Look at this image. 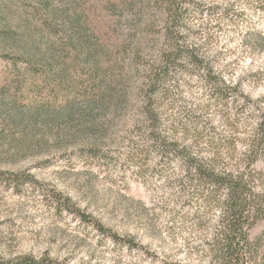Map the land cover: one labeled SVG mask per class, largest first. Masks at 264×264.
Wrapping results in <instances>:
<instances>
[{"label": "rangeland", "instance_id": "374dc122", "mask_svg": "<svg viewBox=\"0 0 264 264\" xmlns=\"http://www.w3.org/2000/svg\"><path fill=\"white\" fill-rule=\"evenodd\" d=\"M49 1L60 13L90 14L97 31L112 32L107 25L116 16L107 7L116 0H77V6L74 0ZM45 3L1 0L0 21L24 44L50 37L37 14ZM251 3L185 0V40L198 48L201 64L184 58L159 88L152 106L162 118L156 131L144 111V78L147 61L165 42L161 35L132 48L122 45L127 27L113 32L118 46L110 45L107 34L99 37L110 49L102 67L110 70L106 83L116 88V96L80 126L46 125L28 89L31 77L16 78L14 68L0 60V170L26 171L38 183L23 184L16 192L0 182V258L29 255L45 264H208L203 246L215 213L206 214L213 221L201 218L206 225H198L196 216H206L204 208L189 200L191 192L181 191L187 165L173 141L220 168L249 164L264 192V146L247 153L264 108V9ZM158 136L168 142L160 144ZM90 145L94 154L84 149ZM57 191L138 246L116 242L58 206ZM250 233L264 247V219Z\"/></svg>", "mask_w": 264, "mask_h": 264}, {"label": "trees", "instance_id": "16d2710c", "mask_svg": "<svg viewBox=\"0 0 264 264\" xmlns=\"http://www.w3.org/2000/svg\"><path fill=\"white\" fill-rule=\"evenodd\" d=\"M74 2L77 6V0ZM251 2L252 6L264 9V0ZM49 3L47 0V4L41 5L37 14L50 37H33L24 44L19 34L4 26L3 20L0 21V60L14 68L16 78L19 79L21 74L31 77L28 89L37 98L36 106L41 107L37 112L44 114L46 125L51 128L72 127L75 122L76 126L83 125L106 108L108 99L115 98L116 88L106 83L110 70L102 67V59L108 56L110 49L100 43V36L107 34L110 45L118 46L113 43V32L120 34L119 29L127 27L128 34L122 42L125 48H132L135 43L140 46L142 41L147 42L157 34L165 41L156 57L147 61L144 78L147 86L144 111L154 125L153 130H158L162 118L152 110L157 91L182 65L184 58L201 62L198 48L185 40V0H116L107 7L116 16L114 24L107 25L112 32L106 29L97 31L94 23L90 22V14L85 17L78 12L60 13L51 9ZM260 111L256 131L247 143V153L255 154L264 146V108ZM155 138L161 141L160 144L168 142L165 137ZM173 145L179 148L177 156L182 157L187 165L181 191L185 195L191 192L189 200L197 208H204L205 215L215 213L214 221L209 215L196 216L200 226L206 225L201 218L213 221L208 223L211 235L205 238L203 246L208 264H264V247H260L250 233L257 222L264 219V192L258 189L254 170L249 164L238 169L220 168L214 161L201 158L184 145L174 141ZM84 149L90 154L95 152L92 145ZM258 156H252L251 162ZM0 182L16 192L23 184H38L31 173L13 170H0ZM54 193L58 206L62 204L66 210L94 224L102 234L116 242L138 246L131 237L124 239L99 220L90 219L69 197L63 198L62 192ZM0 264L45 262L40 263L35 257L24 255L18 259L0 258Z\"/></svg>", "mask_w": 264, "mask_h": 264}]
</instances>
